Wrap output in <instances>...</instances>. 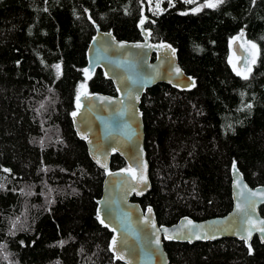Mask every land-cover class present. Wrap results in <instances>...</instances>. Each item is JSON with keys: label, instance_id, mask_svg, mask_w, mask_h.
Returning a JSON list of instances; mask_svg holds the SVG:
<instances>
[{"label": "trees", "instance_id": "1", "mask_svg": "<svg viewBox=\"0 0 264 264\" xmlns=\"http://www.w3.org/2000/svg\"><path fill=\"white\" fill-rule=\"evenodd\" d=\"M141 22L152 42L176 50L195 85L144 93L151 189L135 200L170 226L228 214L233 163L250 187L264 184V0L195 12L175 0L159 15L147 0H0V264H123L96 216L105 173L71 116L84 91L117 95L101 69L85 73L95 27L137 42ZM242 36L257 50L247 79L231 65ZM119 170L129 169L114 154L110 171ZM164 249L169 264H264L257 238L250 249L235 239Z\"/></svg>", "mask_w": 264, "mask_h": 264}, {"label": "water", "instance_id": "2", "mask_svg": "<svg viewBox=\"0 0 264 264\" xmlns=\"http://www.w3.org/2000/svg\"><path fill=\"white\" fill-rule=\"evenodd\" d=\"M95 28L86 50V75L89 77L96 69H101L117 95L82 92L76 115L72 114L71 119L74 132L85 143L90 160L105 173L96 216L99 222L100 217L105 219L108 227L100 224L112 234L109 248L114 259L123 264H169L164 241L194 244L235 239L250 249L253 239L257 238L263 245L264 231L261 229L264 224L261 221L264 217L260 208L264 206V184L250 187L236 163L232 164L230 172L232 209L223 217L204 221L183 217L173 225L160 226L152 207L142 209L136 200L150 191L151 182L144 147L141 99L146 90L157 84L190 91L195 81L181 68L175 49L167 43L151 41L144 22L139 24L142 39L137 42L118 40L111 32ZM240 42L245 43L243 36L231 45L232 52L240 58L236 63L238 69L245 55ZM114 154L129 170L110 171ZM253 192L256 195H252Z\"/></svg>", "mask_w": 264, "mask_h": 264}, {"label": "rangeland", "instance_id": "3", "mask_svg": "<svg viewBox=\"0 0 264 264\" xmlns=\"http://www.w3.org/2000/svg\"><path fill=\"white\" fill-rule=\"evenodd\" d=\"M185 4L190 5L191 6V11L195 12V11H199L200 9H202V7H207L206 5L210 2V0H192L191 3H186L185 0H182ZM175 2V0H147V6L149 9V12L152 15H159L162 12H164L165 10V6H172L173 3ZM211 2L216 3V0H211ZM198 9V10H197ZM235 40H239L240 38H237ZM233 44V43H232ZM242 47L241 49L244 51L245 55H244V62L241 66V69H238L236 67V63L240 60L239 57L235 56L234 52H232L231 54V65L233 66V68L240 73V75L245 76L250 73L256 57H257V50L256 47H253V44L250 43H241ZM234 56L236 57V59H234ZM57 66V65H56ZM55 66V70L57 71V67ZM57 73H59V71H57Z\"/></svg>", "mask_w": 264, "mask_h": 264}, {"label": "snow or ice", "instance_id": "4", "mask_svg": "<svg viewBox=\"0 0 264 264\" xmlns=\"http://www.w3.org/2000/svg\"><path fill=\"white\" fill-rule=\"evenodd\" d=\"M185 2H186V3H191L192 0H185ZM222 2H223V0H216V3H213V2H211V0H210V2H209L206 6H207V7H215L217 3H222ZM197 10H198V9H197ZM137 47H139V45H137ZM253 47H255V45H253ZM56 67H57V71H59V65H57ZM177 72H179V69H177ZM85 73H87V69H85ZM237 74L240 75L239 72H238ZM247 78H248L247 75H245V76H244V79H247ZM79 100H80V97L77 96V103H79ZM75 115H76V113H73V116H75ZM98 162H99V161H98ZM233 169L235 170V165H233ZM237 184H238V186H239V181H237ZM251 194H252V195H256V193H254V192L251 193ZM237 210H238V211L241 210L239 204H237ZM149 211H151V209H149ZM99 219H100V223H101V224H104L105 227H108V225L105 224V219H104L103 217H100ZM261 224H264V221H261ZM153 226H154V225H153ZM113 230H114V229H113ZM261 231H264V228H262ZM250 235H251V233L249 232V236H250ZM199 238H200V237L198 236L197 239H199ZM242 238H243V237H242ZM112 243H113V247L115 248V246H116V241L113 240ZM156 243L159 244V240H158V239H157ZM119 258H122V257H119Z\"/></svg>", "mask_w": 264, "mask_h": 264}, {"label": "flooded vegetation", "instance_id": "5", "mask_svg": "<svg viewBox=\"0 0 264 264\" xmlns=\"http://www.w3.org/2000/svg\"><path fill=\"white\" fill-rule=\"evenodd\" d=\"M240 46L242 47V44H240ZM234 59H236V57L234 56Z\"/></svg>", "mask_w": 264, "mask_h": 264}]
</instances>
